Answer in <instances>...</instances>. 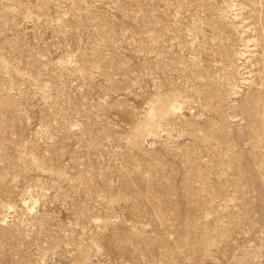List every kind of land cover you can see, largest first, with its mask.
<instances>
[{"label":"rangeland","instance_id":"rangeland-1","mask_svg":"<svg viewBox=\"0 0 264 264\" xmlns=\"http://www.w3.org/2000/svg\"><path fill=\"white\" fill-rule=\"evenodd\" d=\"M0 264H264V0H0Z\"/></svg>","mask_w":264,"mask_h":264}]
</instances>
